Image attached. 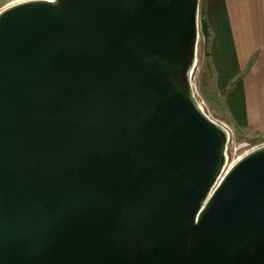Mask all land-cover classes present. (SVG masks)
Listing matches in <instances>:
<instances>
[{"label":"water","instance_id":"obj_1","mask_svg":"<svg viewBox=\"0 0 264 264\" xmlns=\"http://www.w3.org/2000/svg\"><path fill=\"white\" fill-rule=\"evenodd\" d=\"M199 2L0 10V264H264V143L227 167Z\"/></svg>","mask_w":264,"mask_h":264},{"label":"rangeland","instance_id":"obj_2","mask_svg":"<svg viewBox=\"0 0 264 264\" xmlns=\"http://www.w3.org/2000/svg\"><path fill=\"white\" fill-rule=\"evenodd\" d=\"M21 0H0V10ZM217 0H200L198 43L191 82L197 99L206 113L229 131L227 167L251 148L264 143V137L241 123L240 113L233 112L231 94L240 79L232 61L231 50L221 39L217 18ZM225 41V42H224ZM226 45L225 48L222 45ZM224 56V57H223Z\"/></svg>","mask_w":264,"mask_h":264},{"label":"crops","instance_id":"obj_3","mask_svg":"<svg viewBox=\"0 0 264 264\" xmlns=\"http://www.w3.org/2000/svg\"><path fill=\"white\" fill-rule=\"evenodd\" d=\"M246 127L264 137V0H223Z\"/></svg>","mask_w":264,"mask_h":264},{"label":"trees","instance_id":"obj_4","mask_svg":"<svg viewBox=\"0 0 264 264\" xmlns=\"http://www.w3.org/2000/svg\"><path fill=\"white\" fill-rule=\"evenodd\" d=\"M218 1V7L217 8V19L220 20L222 19V21H219V25H221V28H218L221 32H223V34H221V39H224L226 41V45H228V47L231 50V54H232V61L234 63V65L236 66V60H235V54H234V49H233V45L231 42V36H230V30H229V26H228V22H227V16H226V11H225V6H224V2L223 0H217ZM224 41V42H225ZM226 45H222L223 48H225ZM224 57V56H223ZM237 67V66H236ZM237 69V68H236ZM231 107L233 112H239L240 113V121H242L241 123L246 124V119H245V111H244V103H243V90H242V84L241 81L238 80L237 82V87L235 88V91L232 92L231 94Z\"/></svg>","mask_w":264,"mask_h":264}]
</instances>
